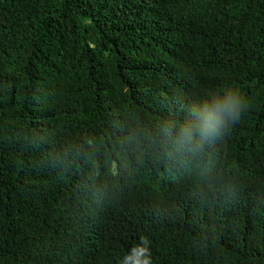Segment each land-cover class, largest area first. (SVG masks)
<instances>
[{"label": "trees", "instance_id": "1", "mask_svg": "<svg viewBox=\"0 0 264 264\" xmlns=\"http://www.w3.org/2000/svg\"><path fill=\"white\" fill-rule=\"evenodd\" d=\"M141 237L152 264H264V0H0V264Z\"/></svg>", "mask_w": 264, "mask_h": 264}, {"label": "clouds", "instance_id": "2", "mask_svg": "<svg viewBox=\"0 0 264 264\" xmlns=\"http://www.w3.org/2000/svg\"><path fill=\"white\" fill-rule=\"evenodd\" d=\"M239 106L240 99L238 96L229 95L226 98H214L212 107H205L203 115L196 124L191 122L187 126L181 124L182 137L189 142H194L197 139L195 133L198 131L199 140H206V132L218 133L219 128L225 124L227 119L233 116L239 118ZM149 244L150 241L146 237H141L140 243L124 256L120 264H152Z\"/></svg>", "mask_w": 264, "mask_h": 264}]
</instances>
